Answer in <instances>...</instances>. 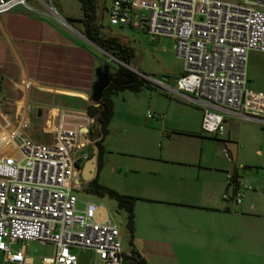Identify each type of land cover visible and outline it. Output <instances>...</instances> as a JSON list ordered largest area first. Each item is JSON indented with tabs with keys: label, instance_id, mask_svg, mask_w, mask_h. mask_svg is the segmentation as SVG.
Wrapping results in <instances>:
<instances>
[{
	"label": "crops",
	"instance_id": "crops-1",
	"mask_svg": "<svg viewBox=\"0 0 264 264\" xmlns=\"http://www.w3.org/2000/svg\"><path fill=\"white\" fill-rule=\"evenodd\" d=\"M27 6L15 5L0 12V102L7 119V131L17 129L33 138L47 139L56 110L81 112L94 103L89 98L95 79L94 68L105 63L99 53L116 58L83 35L75 17L72 18L77 27L70 23L72 28H69L68 23L65 25L52 18L46 5L38 7L27 3ZM160 38L155 39L158 42ZM181 70L182 65L177 76ZM140 75L150 79L143 73ZM152 80L179 99L192 103L185 94L174 89L169 79ZM183 101L177 100V103L186 105ZM155 109H159L157 105L153 106ZM219 112L223 116L222 124L233 116L242 117L227 110ZM201 116L198 106L191 116L183 114L180 131L171 130L176 128L160 130L163 124L153 123L156 124L155 140L161 141L153 144L143 155L145 159L137 163L140 175L133 186L119 192L134 197L131 247L121 252L128 254L132 249L146 264H264V177L256 176V166L252 169L251 165L240 161L232 130L223 125L221 134L217 135L220 138L213 136L220 142H229V158L223 153L219 155L214 147L205 150L202 144L177 147L169 143L174 132L203 137L201 132H196L198 128L200 131ZM90 128L78 133L79 152L86 153V158L78 161L75 179L80 185L76 191L94 177L103 151V135L101 137L98 129V136H91ZM100 137L102 149L97 157L95 142ZM93 155L94 169L90 170L86 160ZM233 162L242 165L237 173L249 185L236 205L221 197L226 188L225 173L232 169ZM83 201L94 203L95 214H98L96 202L78 197L77 205L81 206ZM138 217L146 222L144 237L136 233ZM105 218L111 222L106 215L98 220ZM32 242L42 244L30 240L12 245V249L23 245V262L4 260L0 251V264H41V257L46 255L30 254ZM88 250L94 253L96 262L89 263L76 255V264H97L95 252Z\"/></svg>",
	"mask_w": 264,
	"mask_h": 264
},
{
	"label": "built area",
	"instance_id": "built-area-1",
	"mask_svg": "<svg viewBox=\"0 0 264 264\" xmlns=\"http://www.w3.org/2000/svg\"><path fill=\"white\" fill-rule=\"evenodd\" d=\"M15 5L28 7L27 0H0V12ZM104 10L111 25L140 31L148 41L171 39L174 54L183 61L174 89L201 108L203 135L221 134L219 110L264 122V91L248 88L246 75L247 52L264 53V0H106ZM0 120L3 259L23 262V245H12L37 240L51 246L41 264H76L71 247L92 249L97 264H124L118 228L106 218H95L94 203L77 205L78 161L86 158L77 138L95 122L94 115L56 110L47 139L7 131L1 102ZM222 153L229 158L226 149ZM241 167L233 162L225 173L221 197L233 205L249 187L237 173Z\"/></svg>",
	"mask_w": 264,
	"mask_h": 264
},
{
	"label": "rangeland",
	"instance_id": "rangeland-1",
	"mask_svg": "<svg viewBox=\"0 0 264 264\" xmlns=\"http://www.w3.org/2000/svg\"><path fill=\"white\" fill-rule=\"evenodd\" d=\"M105 2L106 0H96L95 14L99 29L105 34L116 36L131 48L132 54L128 63L122 62L124 67L127 65V68L133 69L131 71L138 76L143 73L151 79H146L149 82V87L142 86L136 91L123 88L111 95L114 105L105 124L106 131L101 140L103 151H101V160L94 176L95 182L119 193L121 190H127L133 186L140 175L139 170L136 169L137 163L145 159L143 155L153 148H151L153 144L161 141V139L155 140L154 127L156 124L153 123L163 124H160V130L176 128L171 130L180 131L183 128V114L191 116L196 105L179 99L169 89L152 80L156 78L168 80L171 77H176L181 69L182 58L174 54L170 38L161 37L158 42L156 39L148 41L140 31L109 24L104 10ZM27 3L38 7L44 5L52 7L56 14L47 7L49 15L63 23L62 18L68 25L63 24L69 28H72L70 23L77 27L76 21L72 17L77 20L81 16L78 0H28ZM59 13L69 20L64 19ZM79 23L78 25H80ZM99 55L110 68H117L120 65L116 59L108 54L100 52ZM246 75L249 78L248 88L264 91L263 52L256 50L247 52ZM177 100L183 101L186 105L178 104ZM154 105H157L159 109L153 110ZM158 113H160L159 117ZM223 123L224 127L231 129L235 135V147L239 153L240 161L245 162L246 165H251L252 169H255L254 166H256V176L264 177V122L233 116L231 120L223 121ZM98 129L99 125L93 123L89 134L97 137ZM196 132L200 133L199 128ZM169 143L177 147L202 144L205 150H212L214 147L219 155L222 154V149L231 148L229 142H220L210 135L196 137L180 132L171 133ZM81 186V189L75 194L80 199L96 202L98 214H95V218L108 216L119 230L120 250L129 251L134 218L132 217L131 221L132 231H129L127 212L123 208L117 207L114 196L108 192L98 193L89 190L86 183ZM145 227L146 222L141 221L138 217L135 222L136 233L144 237ZM50 248L49 244L32 242L29 245V253L37 257L49 255ZM70 251L76 253L79 259L82 257L87 259L89 263L96 262L94 253L88 249L71 247Z\"/></svg>",
	"mask_w": 264,
	"mask_h": 264
},
{
	"label": "trees",
	"instance_id": "trees-1",
	"mask_svg": "<svg viewBox=\"0 0 264 264\" xmlns=\"http://www.w3.org/2000/svg\"><path fill=\"white\" fill-rule=\"evenodd\" d=\"M78 2L81 10V16L77 20L80 22L81 25L80 28L81 33L96 46L105 50L119 61L127 64L128 59L132 54L131 48L122 41H120L116 36L105 34L99 29V26L96 22V14H95V9L97 5L96 0H78ZM65 19L67 21L69 20V18H65ZM117 71L128 73L129 75L132 76V81L130 82L126 81L124 83H118V84L109 83L103 89L100 99L106 108L104 117L99 118L98 116L100 111L99 104L91 103L88 104L86 107V111L94 115L95 120L98 121L99 133L101 137L105 132V124L111 113L110 95L123 88L136 91L141 86H148V87L150 86L146 78H144L143 76H138L128 68L124 67L122 64H120L117 67ZM101 137L95 142L97 157H99V153L102 149L100 144ZM87 188L89 190H93L98 193L108 192L111 196H114L116 199L117 207L123 208L127 212V218H128L127 225L129 231H131L132 202L134 199L133 196L118 193L112 189H109L103 185L98 184L97 182H95V176L87 182ZM124 264H146V262L139 253L131 249L128 254H124Z\"/></svg>",
	"mask_w": 264,
	"mask_h": 264
},
{
	"label": "water",
	"instance_id": "water-1",
	"mask_svg": "<svg viewBox=\"0 0 264 264\" xmlns=\"http://www.w3.org/2000/svg\"><path fill=\"white\" fill-rule=\"evenodd\" d=\"M94 74H95V79L91 85V91H90L89 98L94 103H98L99 105H101V110L98 116L99 118H103L106 108L100 99L102 91L109 83L118 84V82L116 81L115 77L112 78L110 76L109 65L106 63L96 66L94 68ZM129 76H130V79H129V82H130L132 81V76L131 75ZM175 79L176 78H171L168 81L171 84H174ZM124 82H121V83H124ZM94 161H95L94 155L86 160V165L90 167V170L94 169ZM89 173L91 172L89 171Z\"/></svg>",
	"mask_w": 264,
	"mask_h": 264
},
{
	"label": "flooded vegetation",
	"instance_id": "flooded-vegetation-1",
	"mask_svg": "<svg viewBox=\"0 0 264 264\" xmlns=\"http://www.w3.org/2000/svg\"><path fill=\"white\" fill-rule=\"evenodd\" d=\"M110 76L113 78L115 77L116 81L118 83H121V82H126V81H129L130 79V76L128 73L126 72H119L117 71V68H115L114 70L113 69H110Z\"/></svg>",
	"mask_w": 264,
	"mask_h": 264
},
{
	"label": "bare ground",
	"instance_id": "bare-ground-1",
	"mask_svg": "<svg viewBox=\"0 0 264 264\" xmlns=\"http://www.w3.org/2000/svg\"><path fill=\"white\" fill-rule=\"evenodd\" d=\"M62 21H63V23H65L66 24V22L63 20V19H61Z\"/></svg>",
	"mask_w": 264,
	"mask_h": 264
}]
</instances>
